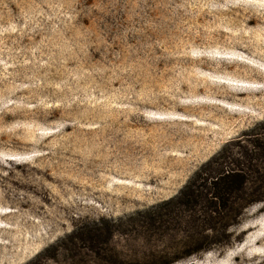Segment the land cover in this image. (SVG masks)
Instances as JSON below:
<instances>
[{"label":"rangeland","instance_id":"obj_1","mask_svg":"<svg viewBox=\"0 0 264 264\" xmlns=\"http://www.w3.org/2000/svg\"><path fill=\"white\" fill-rule=\"evenodd\" d=\"M263 121L264 0H0V264L108 224L103 257H173L189 218L150 217L183 213L216 154L245 161ZM257 185L172 264H264Z\"/></svg>","mask_w":264,"mask_h":264},{"label":"trees","instance_id":"obj_2","mask_svg":"<svg viewBox=\"0 0 264 264\" xmlns=\"http://www.w3.org/2000/svg\"><path fill=\"white\" fill-rule=\"evenodd\" d=\"M260 126L264 127V121ZM254 140V149L246 151L244 153L245 161H241L239 158H233L231 154L218 153L213 156L209 161L204 163L189 180V182L182 188L180 194L171 198L170 203L178 201L183 213L177 214L175 211H169L164 215L158 217H150L148 228L157 229L161 228L163 224L177 223L176 226L181 228L182 220L188 219V228L184 229L190 233V242L185 245L182 252L174 254L173 257L168 255H158L156 253L149 254L143 258L133 259L131 262L124 260L125 264H172L175 261H180L183 258L191 257L200 253L205 243L202 239H197V236L205 238V241L212 240L211 235L205 233L211 232H226V221L228 215L233 213L236 209V205L240 200L245 199L249 194V183L256 181L258 184L253 189V196L256 195L264 197V180L256 179L257 174L255 171L249 168V163L253 168L264 167V139L261 140L260 134L256 133V129L252 131ZM249 135V134H248ZM252 136V135H250ZM253 141V140H252ZM216 157L215 159H213ZM239 161V162H238ZM244 168L242 164H244ZM234 165H237L234 167ZM260 173L261 172L260 169ZM244 208V207H242ZM223 223L219 230V224ZM101 229H92L89 233H80L79 235H72L74 241L81 239L83 241H89L94 244L97 251H93L92 247L88 249L93 252L98 258H102L104 255L105 246L104 243H108L116 233L114 225L108 224L106 228V241L99 240ZM95 232V233H93ZM158 234V233H157ZM214 234V233H213ZM103 235V234H102ZM165 235L161 237L163 239ZM152 240V238L150 239ZM87 243V242H86ZM110 243V242H109ZM88 246V245H87ZM110 258H115L112 254Z\"/></svg>","mask_w":264,"mask_h":264},{"label":"snow or ice","instance_id":"obj_3","mask_svg":"<svg viewBox=\"0 0 264 264\" xmlns=\"http://www.w3.org/2000/svg\"><path fill=\"white\" fill-rule=\"evenodd\" d=\"M214 157L213 159H215ZM239 162V161H238ZM209 164L211 161L208 162ZM249 168L255 171L261 180H264V174L260 173L259 168H253L251 163H249ZM82 231V230H81ZM79 232L73 233V235H78ZM71 243H68V242ZM63 246L67 249V254L60 253L57 255L56 249L60 246ZM89 247L93 248V251H97L95 245L90 243L88 246L84 244H77L71 236L67 237V239H61V241L50 247H45L40 250L35 256L30 258L27 261V264H49V258L55 259L57 264H125L124 261L110 258L109 256H104L101 259L97 260L92 256V253L88 250ZM106 252H112L111 249H105ZM123 253H114V256L122 255ZM139 264V262H137Z\"/></svg>","mask_w":264,"mask_h":264}]
</instances>
